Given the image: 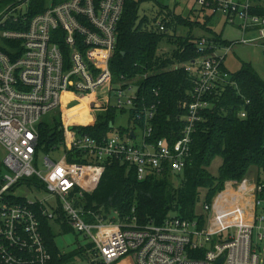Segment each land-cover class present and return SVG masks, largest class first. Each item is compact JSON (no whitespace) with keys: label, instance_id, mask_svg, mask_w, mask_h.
<instances>
[{"label":"built area","instance_id":"1","mask_svg":"<svg viewBox=\"0 0 264 264\" xmlns=\"http://www.w3.org/2000/svg\"><path fill=\"white\" fill-rule=\"evenodd\" d=\"M192 1L203 13L220 15L239 28L242 39L230 42L220 55L212 38L201 37L199 57L174 65L185 70L192 86L183 103L184 128L175 142H148L160 104L139 107L144 100L138 82L148 75L130 82L122 76L117 84L113 80L111 60L128 0H61L32 16L31 9L11 15L17 10L15 4L5 10L0 18V148L5 151L0 171V264H50L43 220L60 217L73 233L89 241L87 253L94 262L119 264L131 257L135 264H264V200L259 198L264 182L249 178L226 183L211 204L205 203L204 225L179 217L143 227L102 220L91 223L77 205L95 191L107 162L134 168L139 181L166 171L183 173L193 135L203 113L212 108L211 96L219 87L235 85L225 66L228 54L236 44L259 46L264 54V16L253 12L264 0ZM169 21L167 15H159L154 30L170 32ZM208 51L212 53L207 55ZM71 91L113 97L108 108L127 112L132 123L143 122V127L137 126L141 144L134 143L137 129L130 127L125 135L117 130L101 139L70 128L64 129L59 146L43 152L38 126ZM240 115L246 117L244 111ZM61 151L63 156L56 160ZM41 155L43 170L38 169ZM70 156L75 157L73 162ZM30 179L38 180L37 187L54 201H28L11 194Z\"/></svg>","mask_w":264,"mask_h":264},{"label":"trees","instance_id":"2","mask_svg":"<svg viewBox=\"0 0 264 264\" xmlns=\"http://www.w3.org/2000/svg\"><path fill=\"white\" fill-rule=\"evenodd\" d=\"M150 1L153 0H128L117 29L118 41L111 70L115 84L121 82L122 76L130 82L137 76L148 75L147 79L138 82L144 100L139 107L141 110L149 109L160 102L151 123L153 134L148 142L154 143L159 139L175 142L184 128L186 110L183 103L189 99L192 86L185 70L174 69V65L198 58L200 41L192 31L182 36L180 28L193 29L200 23H192L183 14H176L158 4L159 15L165 14L170 20L167 24L170 32L158 33L152 20L140 15L142 4ZM263 4H258L253 12L264 16ZM45 8L42 3L34 4L31 16L43 12ZM200 26L207 29L205 25ZM212 41L221 47L230 44L218 35ZM163 43L175 48L171 55L161 54ZM210 53L212 51H208L207 55ZM231 80L234 86L219 87L211 96L212 108L203 113V120L193 135L191 156L183 173L173 175L166 171L163 175L139 181L134 168L130 169L117 161L107 162L95 191L85 194L77 203L85 211V220L143 227L162 225L168 218L179 217L190 221L197 219L204 225L206 216L196 214L200 190L207 191L205 202L211 204L217 194L225 189L227 182H242L260 173L263 174V181L259 183H263L264 79L251 64H244L240 71L232 73ZM155 90L159 96H156ZM247 101L249 105H246ZM242 111L246 113L245 118L240 115ZM126 113L108 108L97 116L95 125L80 127L78 131L101 139L117 130L125 135L129 127L132 130L137 126L143 127L142 121L132 123L130 119L127 129H114L117 118ZM38 129L39 147L43 152L49 153L63 142L61 121L54 120V124L41 122ZM74 158L70 156L69 161L73 162ZM218 158L222 164L217 175H214L210 167ZM259 198L264 200V192L259 194ZM62 220L63 217L56 221L43 220L42 234L52 256L50 264H72L73 254H65L57 243L60 231L73 233ZM60 228L63 231H58ZM84 255L91 259L89 254Z\"/></svg>","mask_w":264,"mask_h":264},{"label":"rangeland","instance_id":"3","mask_svg":"<svg viewBox=\"0 0 264 264\" xmlns=\"http://www.w3.org/2000/svg\"><path fill=\"white\" fill-rule=\"evenodd\" d=\"M59 1L61 0H0V18L5 13V10L14 4L17 6V10L11 12V15L28 13L34 4L42 3L45 7H48ZM158 4L168 8L170 11H176L177 14H183V16L188 18L192 23H200L207 27L206 30L202 28L200 24L194 26L193 29L191 27H181L180 34L182 36H185L192 31L195 37H206L211 39L218 35L223 41L228 43L239 42V40L242 39V33L239 28L227 24L226 19L220 15L212 16L209 12L203 13L201 8L196 6L195 2L191 0H182L178 4L175 0H153L146 2L141 6L140 15L142 17L144 15L148 16L154 24V18H157L160 13V7ZM18 5L21 6L18 7ZM225 47L226 46H222L219 48L218 54L224 55ZM174 49V47L163 43L160 52L161 54L171 55ZM244 64H251L258 75L264 79V54L259 46L236 44L225 61V66L231 73L240 71ZM113 102V97L71 91L63 94L60 107L44 116L42 122L54 124V120L61 121L63 129L74 128L75 131H78L80 127L95 125L94 123L96 122L97 116L104 113L108 106L112 105ZM128 121L127 115H121L116 120V126L122 129H127L129 125ZM136 131L138 138L134 140V143L141 144L142 131L139 128ZM111 135H113V133H111ZM62 151L64 152V150ZM62 151L57 154L56 160H59L61 156H63ZM4 159L5 151L0 148V165L3 163ZM43 160L44 157L41 155L38 163L39 170H43ZM221 164L222 160L219 158L216 159L210 167V172L217 175ZM38 183V180L30 179L19 185L11 192V194L16 198H22L28 201L39 200L53 202L54 198L51 197L45 189L38 188ZM229 189L231 190L230 185ZM206 194L207 191L205 189L200 190V200L196 208V214L198 216L205 214L204 206L206 203ZM60 230L62 229H58V231ZM228 233V230L225 231V234ZM57 243L59 248L65 254H73L71 258L72 264H91L94 260L93 255L90 260L84 255L88 254L87 250L89 249V241L81 235H76L68 231H60L57 237ZM132 263L133 260L130 258L123 260L119 264Z\"/></svg>","mask_w":264,"mask_h":264},{"label":"crops","instance_id":"4","mask_svg":"<svg viewBox=\"0 0 264 264\" xmlns=\"http://www.w3.org/2000/svg\"><path fill=\"white\" fill-rule=\"evenodd\" d=\"M250 179H252L253 181H255V182H261V181H263V174H261L260 175V173H258V174H256V175H254V176H251V178ZM228 183H230V184H234V182H228ZM131 257H128V258H125L124 260H126V259H130ZM133 260V259H132ZM123 261V260H122ZM131 263V262H130ZM132 264H135V262H134V260H133V263Z\"/></svg>","mask_w":264,"mask_h":264},{"label":"bare ground","instance_id":"5","mask_svg":"<svg viewBox=\"0 0 264 264\" xmlns=\"http://www.w3.org/2000/svg\"><path fill=\"white\" fill-rule=\"evenodd\" d=\"M218 48H221V46H218ZM116 128H117V126H116ZM227 183H228V182H227ZM229 184H230V183H229ZM225 195H227V196H228V195H231V190L229 189L228 192L225 193ZM202 216H203V215H202Z\"/></svg>","mask_w":264,"mask_h":264},{"label":"water","instance_id":"6","mask_svg":"<svg viewBox=\"0 0 264 264\" xmlns=\"http://www.w3.org/2000/svg\"><path fill=\"white\" fill-rule=\"evenodd\" d=\"M222 259L219 261V263H221Z\"/></svg>","mask_w":264,"mask_h":264}]
</instances>
